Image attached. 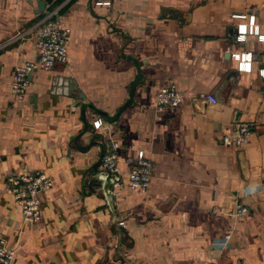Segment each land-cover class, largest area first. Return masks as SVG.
<instances>
[{
  "label": "crops",
  "instance_id": "crops-1",
  "mask_svg": "<svg viewBox=\"0 0 264 264\" xmlns=\"http://www.w3.org/2000/svg\"><path fill=\"white\" fill-rule=\"evenodd\" d=\"M37 1L0 0V234L14 264H264V0H51L43 12ZM45 19L72 28L69 62L35 71L18 102L13 73L38 57L33 31ZM239 51L253 52L250 70L232 57ZM171 84L183 101L158 110ZM100 117L103 133L92 126ZM85 118L80 145L118 140L124 174L139 150L155 163L147 192L113 187L115 212L87 173L101 146L74 142ZM242 122L256 124L250 141L225 145ZM37 169L54 186L42 220L25 223L5 178Z\"/></svg>",
  "mask_w": 264,
  "mask_h": 264
},
{
  "label": "built area",
  "instance_id": "built-area-1",
  "mask_svg": "<svg viewBox=\"0 0 264 264\" xmlns=\"http://www.w3.org/2000/svg\"><path fill=\"white\" fill-rule=\"evenodd\" d=\"M97 5H111L110 0H98ZM246 15H237V17H245ZM250 23L254 26V32L258 34V26L255 25V15L250 16ZM72 28L70 26H62L45 19L39 22L33 31V37L38 47V57L16 65L12 83L11 92L14 99L22 102L26 98L30 77L35 71H49L56 64H67L69 62V46L71 42ZM264 40V35L259 36ZM246 33L240 32L236 40L238 42L245 41ZM232 57L239 61V69L242 71L250 70L253 61V52H234ZM260 75L264 77V68L260 69ZM209 101L217 103V99L213 95H208ZM183 101V96L175 84L162 87L156 95V105L158 110L166 107H177ZM96 131L104 132L109 128L106 126L102 117L96 119L92 123ZM254 122L238 123L233 132L223 135L222 142L227 146L241 147L248 143L251 134L255 129ZM109 134L111 131H107ZM105 142V153L102 158L100 167L105 172H111L120 176V180L114 183V188L126 186L132 191L147 192L151 186L152 177L154 175L155 163L147 156L146 151L139 150L135 155L128 156L125 163L128 166L127 173L122 172L120 163L121 143L118 140L108 136ZM125 177V178H124ZM6 192L20 206L22 216L25 223H37L43 217V198L42 196L54 186L53 177L44 170L37 169L26 172L10 173L5 178ZM247 211V207L239 203L235 211L236 215H243ZM120 225L124 221L119 222ZM231 238V233L216 241L215 244L220 248L226 245ZM16 258V249L11 247L6 238L0 234V264H14Z\"/></svg>",
  "mask_w": 264,
  "mask_h": 264
},
{
  "label": "water",
  "instance_id": "water-1",
  "mask_svg": "<svg viewBox=\"0 0 264 264\" xmlns=\"http://www.w3.org/2000/svg\"><path fill=\"white\" fill-rule=\"evenodd\" d=\"M50 1L51 0H38L37 3H38L39 12H43L45 10V8H46L47 3L50 2ZM129 59L136 61V58L132 57V56L129 57ZM142 76H143L142 70L139 68V70H138V72H137V74H136V76H135V78H134V80L132 82V85H131L130 97L134 96V94L136 92V89H137V86L139 85ZM224 83L221 86H224ZM213 96L218 100V97H216L215 94H213ZM80 97L84 98L83 95H81ZM75 100H77V99H75ZM80 103H81V101H78L77 105H79ZM131 105H132V99L128 100L125 104H123L120 107V109H119L118 113L116 114V116H119L123 111H125ZM85 112L86 111L83 110V114L84 115H85ZM99 113L101 115H107V112H104L102 110L99 111ZM84 121H85V123H84L85 126H84L83 130L78 135L75 136L74 142L77 145V148H81V147L82 148H84V147L91 148L92 145H94L95 143H97V144H99L101 146V152H100V155H99L98 159L95 161V163L92 165V167L87 170V173H90L92 175L93 181H97L98 180L101 183V191H102L103 195L106 197L111 210L113 212H115V210H116L115 209V195H114V192H113V187H114V183L120 180V176L115 175V174H113L111 172H105L100 167L103 155L105 153V142H104V140L97 141V140L93 139L91 141V143L89 145H87V146L80 145V143H79L80 138L88 131V128H89V123L86 120V118L84 119ZM241 153L242 152H239V156L241 155ZM240 160H241L242 167L244 169V163H243L241 157H240Z\"/></svg>",
  "mask_w": 264,
  "mask_h": 264
},
{
  "label": "trees",
  "instance_id": "trees-1",
  "mask_svg": "<svg viewBox=\"0 0 264 264\" xmlns=\"http://www.w3.org/2000/svg\"><path fill=\"white\" fill-rule=\"evenodd\" d=\"M115 117L117 118V116H115ZM96 138H97V137H96ZM96 138H95V140H96ZM81 150H84V151H85V150H87V149L81 147Z\"/></svg>",
  "mask_w": 264,
  "mask_h": 264
}]
</instances>
